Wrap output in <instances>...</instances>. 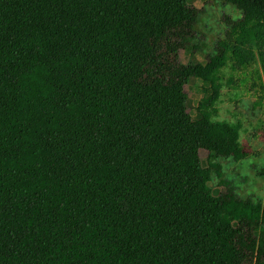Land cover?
<instances>
[{
  "label": "trees",
  "instance_id": "obj_1",
  "mask_svg": "<svg viewBox=\"0 0 264 264\" xmlns=\"http://www.w3.org/2000/svg\"><path fill=\"white\" fill-rule=\"evenodd\" d=\"M224 1L197 68L188 0H0V264H264V202L214 196L200 158L246 157L213 120L223 70L264 76V0Z\"/></svg>",
  "mask_w": 264,
  "mask_h": 264
},
{
  "label": "rangeland",
  "instance_id": "obj_2",
  "mask_svg": "<svg viewBox=\"0 0 264 264\" xmlns=\"http://www.w3.org/2000/svg\"><path fill=\"white\" fill-rule=\"evenodd\" d=\"M189 12L199 15L195 30L198 35L199 50L192 54V49L182 53L183 63L192 61L200 68L207 54L212 53L214 43L224 34L225 26L222 22L224 15L238 18L240 12L224 0H188ZM257 73L264 79L260 62L255 57L250 67L245 71L233 72L228 67L223 70L224 81L229 78L235 84H224L213 120L225 121L232 125H239V143L246 153V157L238 162L231 159L209 160L207 152L200 151L201 163L207 167L209 162L220 165L222 176L211 172L208 186L214 196L224 191L221 181L229 182L237 195L242 198H252L264 202V177L258 172L264 168V97L258 87ZM252 82L256 87H252ZM202 81L198 78H188L184 82V89L188 95L187 120L199 118L197 107L203 97ZM203 108L210 109V104L205 102Z\"/></svg>",
  "mask_w": 264,
  "mask_h": 264
}]
</instances>
